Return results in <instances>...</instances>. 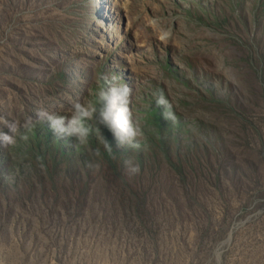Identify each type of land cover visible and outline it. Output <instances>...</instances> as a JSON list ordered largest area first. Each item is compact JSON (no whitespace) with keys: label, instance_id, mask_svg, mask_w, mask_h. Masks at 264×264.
I'll return each instance as SVG.
<instances>
[{"label":"rangeland","instance_id":"rangeland-1","mask_svg":"<svg viewBox=\"0 0 264 264\" xmlns=\"http://www.w3.org/2000/svg\"><path fill=\"white\" fill-rule=\"evenodd\" d=\"M102 74L141 150L47 124L0 148V264H264V0H0V116L67 114Z\"/></svg>","mask_w":264,"mask_h":264},{"label":"clouds","instance_id":"clouds-1","mask_svg":"<svg viewBox=\"0 0 264 264\" xmlns=\"http://www.w3.org/2000/svg\"><path fill=\"white\" fill-rule=\"evenodd\" d=\"M131 92V87L126 83L120 84L116 75L102 74L100 84L94 91V100L89 103L73 100L67 114L42 108L23 120H8L0 116V148H14L21 142H29L37 127L47 124L56 140L73 141L72 147L75 149H90L89 155L97 160L102 153L101 148H90V138L94 135L100 140L103 152L114 155L112 145L102 135L100 126L112 133L119 147L138 152L142 147L140 141L144 137V129L140 120L133 117ZM153 97L156 107L163 109V118L174 125L178 123L173 104L164 91L154 92ZM37 159L42 163V157ZM124 166L131 175L140 171L139 163L132 158H126ZM89 167H98V163L90 160Z\"/></svg>","mask_w":264,"mask_h":264}]
</instances>
